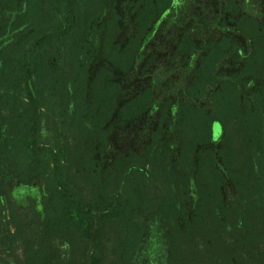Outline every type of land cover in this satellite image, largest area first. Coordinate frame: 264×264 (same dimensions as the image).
Masks as SVG:
<instances>
[{"label":"rangeland","instance_id":"obj_1","mask_svg":"<svg viewBox=\"0 0 264 264\" xmlns=\"http://www.w3.org/2000/svg\"><path fill=\"white\" fill-rule=\"evenodd\" d=\"M141 2L76 0L68 8V0H0V264H172L156 214L139 210L134 222L140 230L127 235L118 208H128L122 200L130 190L118 184L117 175L134 186L138 180L129 170L140 164L153 136L155 146L169 148L170 163L184 167L177 126L185 102L212 119L211 140L197 145L186 168L188 219L207 205L200 204L195 180L202 150L211 152L221 174L223 204L242 208L221 157L222 128L215 115L226 107L216 96L224 83L234 85L240 107L259 112L264 131V0H169L123 70L103 49L104 29L114 15L112 43L128 46ZM217 44L212 81L194 86ZM109 90L113 108L102 116L98 103ZM145 90L148 107L121 116L122 106ZM32 109L35 147L25 133ZM94 116L99 126L90 123ZM257 161L263 199L264 156ZM237 223L247 234L248 262L264 264L251 221Z\"/></svg>","mask_w":264,"mask_h":264},{"label":"trees","instance_id":"obj_2","mask_svg":"<svg viewBox=\"0 0 264 264\" xmlns=\"http://www.w3.org/2000/svg\"><path fill=\"white\" fill-rule=\"evenodd\" d=\"M76 0H68V8H72ZM169 4V0H142L136 13L137 33L129 40L128 46L116 48L112 43L116 31L114 15L106 22L103 37V49L109 58L120 69H127L132 61V51L144 34L152 19ZM67 12V10H66ZM220 53L219 44L212 46L194 77V86H202L212 81V65ZM102 76L99 72L92 87ZM108 84V83H107ZM31 82L28 79V99L34 100ZM112 84H109V87ZM199 87V88H202ZM103 94L98 103V111L106 116L113 108L114 94L110 90ZM116 94V93H115ZM222 100V111H216V120L222 128L221 157L223 165L229 173L238 191L242 208L236 205H224L220 195L221 174L216 169L211 152H198L195 180L202 191L200 204L207 205L188 219L183 203V191L188 187L189 174L186 168L192 164L198 144L205 145L211 140V117L189 103H182L178 112V134L180 137L181 156L184 167H176L170 163L169 148L155 146V136L144 150L140 164L129 170L135 175L133 187L123 173H118V184L127 185L130 196L124 198L128 208H118L125 216L121 219L127 235H134L140 230L134 222L139 210H146L157 215L160 228L167 240L170 261L179 264L185 260H195L198 264H250L244 255V226H238V220L249 219L253 225L252 238L257 245V254H264V198L259 197V181L257 178V161L264 156L263 118L259 112H251L240 107L234 85L224 83L222 92L216 101ZM149 105V92H140L126 102L120 109V115L126 118L135 116ZM27 110V109H26ZM35 109L30 111L32 123L26 129L28 144L35 147L32 134L36 130ZM26 115V114H25ZM97 116L91 120L93 126L98 125ZM99 126V125H98ZM256 166V167H255ZM157 181H159L157 183ZM152 185L148 193L147 184ZM161 187H159L160 185ZM92 223V220H91ZM255 252H253V255ZM199 257L196 260V257ZM200 261V262H199ZM255 263V262H254Z\"/></svg>","mask_w":264,"mask_h":264}]
</instances>
